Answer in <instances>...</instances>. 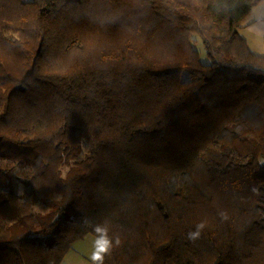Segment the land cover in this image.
I'll list each match as a JSON object with an SVG mask.
<instances>
[{"label": "trees", "instance_id": "1", "mask_svg": "<svg viewBox=\"0 0 264 264\" xmlns=\"http://www.w3.org/2000/svg\"><path fill=\"white\" fill-rule=\"evenodd\" d=\"M263 1L0 0V264H264Z\"/></svg>", "mask_w": 264, "mask_h": 264}, {"label": "clouds", "instance_id": "2", "mask_svg": "<svg viewBox=\"0 0 264 264\" xmlns=\"http://www.w3.org/2000/svg\"><path fill=\"white\" fill-rule=\"evenodd\" d=\"M205 224L203 222L196 225V230L189 232V240L195 241L199 238ZM95 233V240L93 242V251L91 254L92 264H104L105 256L108 255L114 246L119 245L118 237L110 235V227L107 221L97 223L92 226Z\"/></svg>", "mask_w": 264, "mask_h": 264}, {"label": "rangeland", "instance_id": "3", "mask_svg": "<svg viewBox=\"0 0 264 264\" xmlns=\"http://www.w3.org/2000/svg\"><path fill=\"white\" fill-rule=\"evenodd\" d=\"M195 46L200 52L201 60L206 63L209 61L205 48L199 37L194 36ZM69 167L64 164L62 166V173L65 176ZM95 240L94 234H87L82 239L75 241L72 248L66 253L62 264H92L91 254L93 251V242Z\"/></svg>", "mask_w": 264, "mask_h": 264}, {"label": "crops", "instance_id": "4", "mask_svg": "<svg viewBox=\"0 0 264 264\" xmlns=\"http://www.w3.org/2000/svg\"><path fill=\"white\" fill-rule=\"evenodd\" d=\"M240 34L252 52L264 56V1L253 7Z\"/></svg>", "mask_w": 264, "mask_h": 264}]
</instances>
